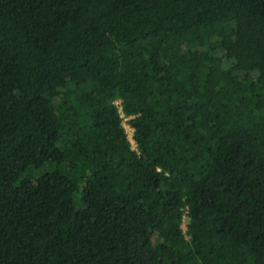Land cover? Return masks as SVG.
Returning a JSON list of instances; mask_svg holds the SVG:
<instances>
[{"label": "trees", "instance_id": "trees-1", "mask_svg": "<svg viewBox=\"0 0 264 264\" xmlns=\"http://www.w3.org/2000/svg\"><path fill=\"white\" fill-rule=\"evenodd\" d=\"M0 264H264V0H0Z\"/></svg>", "mask_w": 264, "mask_h": 264}, {"label": "rangeland", "instance_id": "rangeland-1", "mask_svg": "<svg viewBox=\"0 0 264 264\" xmlns=\"http://www.w3.org/2000/svg\"><path fill=\"white\" fill-rule=\"evenodd\" d=\"M123 124H124L125 130H126L127 136H128L129 140L132 143V147L136 148L135 141L133 139V128L129 125L128 119H124V123ZM76 207L77 208H82V204L77 202L76 203ZM182 227H183V230L185 231L186 230V225L184 223H183Z\"/></svg>", "mask_w": 264, "mask_h": 264}, {"label": "built area", "instance_id": "built-area-1", "mask_svg": "<svg viewBox=\"0 0 264 264\" xmlns=\"http://www.w3.org/2000/svg\"><path fill=\"white\" fill-rule=\"evenodd\" d=\"M115 104H117L119 107H120V114H121V116L123 117V123H124V119H128L129 117H126V116H124V114H123V112H122V109H121V99H118V100H116L115 101ZM124 125V124H123ZM130 125V124H129ZM132 127V126H131ZM133 128V127H132ZM135 145H136V143H135ZM134 149H136V148H134Z\"/></svg>", "mask_w": 264, "mask_h": 264}]
</instances>
